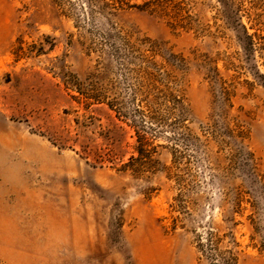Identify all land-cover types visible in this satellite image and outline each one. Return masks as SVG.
Listing matches in <instances>:
<instances>
[{
    "label": "rangeland",
    "instance_id": "374dc122",
    "mask_svg": "<svg viewBox=\"0 0 264 264\" xmlns=\"http://www.w3.org/2000/svg\"><path fill=\"white\" fill-rule=\"evenodd\" d=\"M261 74L264 0H0V264H264Z\"/></svg>",
    "mask_w": 264,
    "mask_h": 264
},
{
    "label": "trees",
    "instance_id": "16d2710c",
    "mask_svg": "<svg viewBox=\"0 0 264 264\" xmlns=\"http://www.w3.org/2000/svg\"><path fill=\"white\" fill-rule=\"evenodd\" d=\"M141 9H144L142 7H139ZM227 21L230 24L232 28L236 31L237 39L243 46L246 52L248 53H254L256 51V40L255 37L257 34H253L250 32V28L242 22V17H239V11L234 10L233 7H230V9L227 11ZM141 51L140 57L143 58V60L156 63L155 58L159 54L158 49H156V46L153 45L150 48H147L145 50L142 49V47L139 48ZM261 80L259 79V82L264 85V74L260 75ZM72 90L77 92V94H73L72 98L74 100H77L79 103H84L86 108L90 107L91 105L95 103H102L105 102L106 99L102 93H89L85 92L81 87L73 85ZM111 107L114 105L112 103H109ZM139 139H138V145L135 149V152L138 153V155L133 154L130 158V162L126 163L124 165L125 169L128 168H134L131 165L136 166V170H138L139 166H148L152 163V155L151 151L148 148L149 140L142 134L139 133ZM251 155V154H250ZM255 175V174H254ZM257 177V176H256ZM236 206L239 210L242 207V196L240 195L236 199Z\"/></svg>",
    "mask_w": 264,
    "mask_h": 264
}]
</instances>
